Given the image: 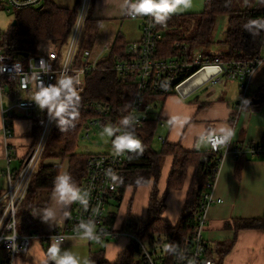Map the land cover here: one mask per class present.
Wrapping results in <instances>:
<instances>
[{
	"label": "built area",
	"instance_id": "obj_1",
	"mask_svg": "<svg viewBox=\"0 0 264 264\" xmlns=\"http://www.w3.org/2000/svg\"><path fill=\"white\" fill-rule=\"evenodd\" d=\"M47 0H0V9L16 12L27 8H39ZM94 0H79L77 17L72 27L69 42L60 44L50 38L37 42L28 56H15L0 46V94L14 93V104L4 109L3 132L8 161L13 151L9 139L14 130L12 119L16 111L34 118L45 110L36 146L21 167L8 168L7 189L0 195V254H5L0 264H12L20 254L26 253L35 240L46 243H64L73 236L86 237L91 242L102 244L110 238L128 236L137 247L140 264H219L210 255L203 230L208 224V211L217 198L214 187L225 155L232 153L237 158L264 157V142L232 143V134H214L208 137L209 149L218 155L214 168L215 179L208 185L196 216V227L185 239L177 243L170 233L153 232L147 238L131 229V222L119 230L107 222L109 206L118 197V178L128 152L136 146L138 131L151 117L154 96L180 93L187 97L210 83L221 84L224 79L235 81L240 86V99L233 111L236 124L240 113L250 103L252 80L256 70L264 63V50L253 58H227L208 48L191 46L178 40L168 50L160 46L168 31V24L159 20L153 0H132L134 10H128L127 18H139L142 36L127 44V53L114 67L122 80L132 89L125 98V110L119 122L122 131L113 137L111 152L92 153L86 162V176L82 181L78 199L68 221L49 232L24 233L20 228L19 210L26 198L30 182L54 131L58 111L65 93H81L86 76L99 69L102 62L92 48L81 52V40ZM264 27V18L260 19ZM261 48H264V42ZM21 94H20V92ZM17 92V94H16ZM126 92V91H125ZM93 110L103 117L112 115V102L93 104ZM112 122V119L108 120ZM101 123L97 117L91 125ZM89 137V134H87ZM135 144V145H134Z\"/></svg>",
	"mask_w": 264,
	"mask_h": 264
},
{
	"label": "crops",
	"instance_id": "obj_2",
	"mask_svg": "<svg viewBox=\"0 0 264 264\" xmlns=\"http://www.w3.org/2000/svg\"><path fill=\"white\" fill-rule=\"evenodd\" d=\"M153 2L156 14L161 17L201 13L206 5V0ZM94 4L97 6L94 20H98L99 25L90 48L95 56L99 55L102 61L107 59L118 38L127 42L141 38V19L125 16L128 10L135 9L132 0H94L93 6ZM126 19L133 21L134 27L122 30ZM120 20L122 23L118 25ZM240 90L237 82L224 80L221 84L200 88L187 97L180 93H168L152 98L154 106L150 118L156 122L153 139L156 135L161 142L159 148L154 150L161 151L165 144H170L179 146L184 151L194 152L191 160L185 162L178 172L180 185L171 189H168V183L175 168L176 155L167 151L161 157L158 192L164 195L165 201L162 220L171 221L175 225L181 219L189 190L198 175V163L209 153L210 135L231 133L234 144L264 142V63L256 70L252 80L250 103L252 100L255 103H249L245 107L235 124L233 111L240 97ZM14 95L15 92L0 94V195L8 186V168L16 170L21 167L36 146L40 134V129L38 132L35 130L36 117H26L21 111L13 113L14 134L9 139L13 158L8 161L3 132L4 109L14 104ZM139 143L141 144L140 140L136 144ZM90 154L92 153L81 152L77 145L74 154L50 156L43 160L44 165L59 168L54 188L51 191H39L38 202L31 210L41 220L40 228L43 232L52 231L68 221L86 176V158ZM129 188L135 194V201L129 204L131 213L141 223L148 215L152 184L129 186L126 191ZM213 190L215 196L223 200L210 207L208 224L203 230L213 259L219 264H264V229L241 225L242 221L264 218V157L237 158L232 153L225 155ZM125 192L122 200H119L118 195L112 201L107 218L108 224L119 230L124 228L125 219L129 215H120ZM116 206L118 213L114 208ZM67 238L61 244L35 240L30 249L18 255L12 264H94L93 257L96 255H102V264H116L132 245L128 236L110 238L102 244L91 242L82 236ZM4 257L5 254L0 256V263ZM134 259L140 264L137 252Z\"/></svg>",
	"mask_w": 264,
	"mask_h": 264
},
{
	"label": "trees",
	"instance_id": "obj_3",
	"mask_svg": "<svg viewBox=\"0 0 264 264\" xmlns=\"http://www.w3.org/2000/svg\"><path fill=\"white\" fill-rule=\"evenodd\" d=\"M204 8L201 13L159 16V20L166 22L169 27L160 46L171 51L178 40L191 46L209 45L212 43L211 35L217 17L228 15L229 27L224 40L227 51L220 53L227 58L247 59L260 54L264 42V27L260 21L261 18H264V0H206ZM14 16H16L17 23L12 25L5 34H0V46L19 59L22 52H33L37 42L44 38H50L62 45L67 44L77 17V5L75 8H70L58 4L54 0H47L41 9L18 10ZM87 25L88 36L81 44L79 57H81L82 51L91 47L99 21L90 19ZM128 43L118 38L110 56L99 64L97 71H92L86 76L83 91L78 94L70 91L65 93L58 111L54 131L49 137L42 160L30 182V191H28L18 211L19 226L22 232H42L41 220L37 219L31 210L38 202V192L42 190L51 191L57 181L59 168L44 165L43 160L50 156L74 154L78 145L79 129L84 122L87 123L97 117L101 122H107L110 119L117 121L122 117L126 106L125 98L132 87L110 67H114L119 60L123 59L127 53ZM101 101L112 102V115L109 117H103L94 112L93 104L96 105ZM40 113L36 116L35 130L37 132L42 126L45 110ZM155 129V119L150 118L138 131L137 136L141 144L134 146L127 154L117 179V194L119 200H122L127 187L152 184L147 218L139 223L128 216L125 222H131V229L143 238H147L153 232L170 233L176 242L180 243L196 227L195 218L200 203L204 193L208 190V185L215 179L214 168L217 165L218 155L209 150L205 158L198 163V175L189 190L185 211L179 222L174 225L171 221L161 218L165 204L164 195H160L158 192L161 157L167 151L168 153L174 152L176 155L175 168L168 183V189H171L180 185L178 172L182 170L185 162L191 160L194 152L184 151L181 147L170 144H165L161 151L154 150L152 139ZM241 225L264 229V218L242 221ZM135 252H137V247L132 243L129 251H125V254L116 264H138V261L134 259ZM210 255L213 257L212 252ZM101 259L102 255L94 256V264H102Z\"/></svg>",
	"mask_w": 264,
	"mask_h": 264
},
{
	"label": "rangeland",
	"instance_id": "obj_4",
	"mask_svg": "<svg viewBox=\"0 0 264 264\" xmlns=\"http://www.w3.org/2000/svg\"><path fill=\"white\" fill-rule=\"evenodd\" d=\"M54 1L57 2L58 4H61V5L64 4L66 7L75 8V6L77 5V2L79 0H54ZM96 7L97 6L94 4L93 9L91 11V14L89 15L87 24H88V22H90V19H95L94 14H95V8ZM14 15H15V12H8L7 10L0 9V34L1 35L5 34L8 31V29L12 26V22L14 21V19L16 17ZM121 23H122V20H120L118 22V25H121ZM87 24H86V26H84L85 29L83 32L81 44L84 43L85 38H87V36H88L87 35V33H88V25ZM132 27H134L133 21L126 19L124 26L122 25L121 29L125 30V29L132 28ZM228 27H229L228 15H219L217 17V20H216L214 26H213V28H214L213 34L211 35L212 36L211 37L212 43L211 44L209 43V45L200 44L199 48L202 46L204 48H208V50H211L213 52H219V51L225 52V51H227V47L225 46L226 44H224V40H225L226 31H227ZM135 32L136 33L138 32L137 27L135 29ZM97 56H99V55H97ZM224 80L225 81H231V80H227V79H224ZM231 82H233V81H231ZM205 86H212V85L210 83H207L200 88H203ZM239 99H240V97L238 98V100ZM90 121L87 123L84 122L79 129L80 135L78 138V149L84 153H88V152L89 153L111 152L113 150V142L112 141H113V137L115 136V133L122 131V127H121L120 123L119 122H113V121L112 122L107 121V122H101V123L99 122L96 125H91ZM87 134H89V137L87 136ZM160 145H161V142L158 139V136L154 135L152 147L157 149V148H159ZM44 152H45V150L43 151V154H44ZM138 200L136 201V208H138ZM131 201H135V194H134L133 190L131 188H129L125 192L124 203L120 209V215H123L125 217L129 214L128 216H131L132 218L134 217L133 214L131 213V210L129 207L130 206L129 204ZM114 208H115V211L119 210L117 208V206ZM117 213H118V211H117ZM135 220H137V219H135ZM1 255L2 254H0V256Z\"/></svg>",
	"mask_w": 264,
	"mask_h": 264
},
{
	"label": "water",
	"instance_id": "obj_5",
	"mask_svg": "<svg viewBox=\"0 0 264 264\" xmlns=\"http://www.w3.org/2000/svg\"><path fill=\"white\" fill-rule=\"evenodd\" d=\"M41 8H43V5L39 6V9H41ZM16 23H17V19H14V21L12 22V25H15ZM28 54H29V52H22L23 57L28 56ZM252 103H255V101L252 100L250 104H252Z\"/></svg>",
	"mask_w": 264,
	"mask_h": 264
}]
</instances>
